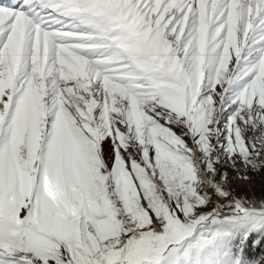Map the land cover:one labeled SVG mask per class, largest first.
I'll return each instance as SVG.
<instances>
[{
    "label": "snow or ice",
    "instance_id": "6c2138e0",
    "mask_svg": "<svg viewBox=\"0 0 264 264\" xmlns=\"http://www.w3.org/2000/svg\"><path fill=\"white\" fill-rule=\"evenodd\" d=\"M264 0H0V264H264Z\"/></svg>",
    "mask_w": 264,
    "mask_h": 264
},
{
    "label": "rangeland",
    "instance_id": "374dc122",
    "mask_svg": "<svg viewBox=\"0 0 264 264\" xmlns=\"http://www.w3.org/2000/svg\"><path fill=\"white\" fill-rule=\"evenodd\" d=\"M228 175H229V187L234 189L238 195L245 194L251 197L253 194H255V196L260 197L261 193L264 192V173H260V174L249 173L250 179L247 181L235 179L234 177L236 174L231 169L228 170ZM239 184H243V185L246 184V188L241 189L242 186H240L239 188L238 186ZM250 186L251 188L249 189Z\"/></svg>",
    "mask_w": 264,
    "mask_h": 264
},
{
    "label": "bare ground",
    "instance_id": "6f19581e",
    "mask_svg": "<svg viewBox=\"0 0 264 264\" xmlns=\"http://www.w3.org/2000/svg\"><path fill=\"white\" fill-rule=\"evenodd\" d=\"M235 185H236V184H235ZM238 186H239V188H240V186H242L241 189L246 188V184H244V185H243V184H239ZM234 187H235V186H234ZM234 187H233V188H234ZM235 188H236V187H235ZM250 188H251V186L249 187V189H250ZM256 197L259 198V196H256Z\"/></svg>",
    "mask_w": 264,
    "mask_h": 264
}]
</instances>
